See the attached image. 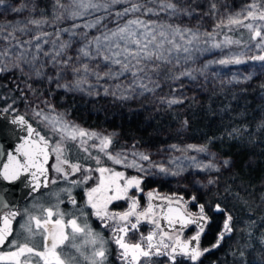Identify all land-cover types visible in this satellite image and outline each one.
<instances>
[{
  "label": "snow or ice",
  "instance_id": "snow-or-ice-1",
  "mask_svg": "<svg viewBox=\"0 0 264 264\" xmlns=\"http://www.w3.org/2000/svg\"><path fill=\"white\" fill-rule=\"evenodd\" d=\"M58 4L64 11L55 18L57 21L70 19L83 22L73 23L69 29L57 28L55 33L39 31L42 25L48 23L43 19L28 20L22 27L19 24L0 25V72L14 68L21 74L39 78L45 75V67L50 66L55 70V76L49 75L48 80L49 83L56 82L57 87L83 91V85L89 84L90 77H94L97 84L103 79L114 80L117 81L114 88H105V94L127 99L138 89L141 95L154 92L159 83L153 76L167 74V78L179 80L182 77L195 79V72L203 74V69L189 67L177 71L189 61H194L193 52L201 51V45L212 48L236 45L249 51L255 49L256 53L247 56V59L264 63V0H252L240 12L219 19L212 31L204 32L199 28L182 27L152 18H159L161 13L179 17L181 14L192 15L195 11L192 6L181 7L175 0H71L68 5L60 4L58 0ZM116 5L121 7L114 10ZM215 8V3H212L207 15H214ZM13 11L19 12L20 9ZM97 12L105 15L85 19ZM108 23L114 24V27H108ZM29 25L37 30L35 34ZM81 29L83 31H78ZM92 29L97 34L89 38L88 32ZM240 29L247 33V39L243 38V34L240 39L227 34ZM62 32L68 33L70 39L61 40ZM25 34H29L30 38L21 39ZM220 35H223V40L217 41ZM77 36L84 42L74 57L67 55V50L72 47L71 38ZM45 45L51 47L46 49ZM244 55V52L228 55L215 63L224 66L245 63ZM69 72L72 80L60 84L59 80ZM125 76L129 77L128 83H119ZM167 102L172 105L183 101L173 98ZM3 110L9 111L11 106ZM34 115L49 128L52 137L58 138L42 135L24 116L17 115L11 122L25 126L27 136L16 147L15 154L7 153V162L0 167V178L15 182L27 174L31 177V191L36 193L50 183L58 182L56 177H49V167L73 186L86 184L92 179L90 173H98L95 186L84 191L85 205L92 210L91 215L102 222V227L111 229L112 242L119 249L117 259L121 264H153V259L157 257H166L168 264H179L178 257L196 264L202 255L220 247L225 236L232 232V216L217 205L215 211L225 215L223 227L211 248L201 249V237L211 220L203 204L198 205L196 213L188 209V203L194 202L195 196L191 201H185L183 197L148 192L147 205L141 209L138 197L129 193L132 189L143 193V177H128L123 171L104 166L106 157L115 165L134 168L143 174H151V170L155 169L165 175H179L183 168L176 161L180 158L169 160V164H175L174 169L153 162L148 154L141 152L132 153L133 158L129 161L123 152L113 154L109 151L112 145L110 135L83 129L68 121L63 114L45 115L40 110ZM89 141L98 143L89 145ZM73 146L86 153L84 159L94 160L96 167L93 169L80 162H72L69 153ZM93 148L97 151L96 155L91 152ZM187 149L204 152L206 146L188 145ZM181 151L186 153V150ZM50 158H54L55 162L49 166ZM184 159L196 163L194 156L185 154ZM196 166L201 170L214 167L212 163ZM76 173L85 175L80 180L70 179ZM208 182L213 183L212 180ZM61 191L67 192L68 203L76 207L77 201L71 194V188ZM156 199L163 203L154 204ZM120 200L128 201L127 209L111 211L109 206ZM63 202L57 196L56 204L34 206L38 207L37 213L26 209L19 232L13 228L18 212L10 210L0 215V264H81V260L86 264H106L107 242L90 227L86 213L81 211L79 216L65 213L60 208ZM142 223L152 225L151 229L146 235L141 233L135 242H130L129 233L138 232ZM189 225H195L196 231L189 239L182 240V230ZM5 248L7 250H3Z\"/></svg>",
  "mask_w": 264,
  "mask_h": 264
},
{
  "label": "trees",
  "instance_id": "trees-1",
  "mask_svg": "<svg viewBox=\"0 0 264 264\" xmlns=\"http://www.w3.org/2000/svg\"><path fill=\"white\" fill-rule=\"evenodd\" d=\"M6 1L2 3L0 21L5 20L6 13L13 12ZM7 2L10 5L33 2L37 15L53 23L60 22L53 15L58 0ZM176 2L192 6L200 15L209 13L212 3L216 7L219 3L234 6L240 1ZM99 15L105 13H93L85 19ZM8 16L11 20L17 18V15ZM185 22L179 25L183 27ZM91 31L93 36L97 34L95 29ZM156 80L163 91L167 74L159 75ZM156 97H139L129 103L99 96L86 98L64 88L54 90L44 81L31 80L15 70L0 73V109L11 106L7 112L23 113L37 128H42L44 122L35 117V111L43 110L45 115L59 113L83 129L110 135L113 146L126 154L129 161L132 153L141 152L148 154L153 162L174 169L175 164H169V160L180 158L176 161L183 168L179 175H165L155 169L151 174L136 169L133 172L143 177V189L175 193L185 199L195 196L190 208L205 206L211 223L200 240L204 248H211L216 242L225 219L224 214L215 211L216 206L220 205L232 216V232L225 236L220 247L202 255L196 264H264V70L236 85L198 84L189 88L183 102L176 106H167ZM188 145L206 146V150H188ZM185 154L196 157V163L184 159ZM208 163L214 167L201 170L196 166ZM120 167L131 172V168ZM209 180L213 183L209 184ZM177 259L179 264H192L184 257Z\"/></svg>",
  "mask_w": 264,
  "mask_h": 264
},
{
  "label": "rangeland",
  "instance_id": "rangeland-1",
  "mask_svg": "<svg viewBox=\"0 0 264 264\" xmlns=\"http://www.w3.org/2000/svg\"><path fill=\"white\" fill-rule=\"evenodd\" d=\"M7 1H6V3L8 5V8L11 7L12 9H20V11L19 12L13 11L12 13H6V15H5L6 17H4L5 20L0 21V25H9V24L16 25V24H19L22 27L23 24L26 23L28 20L43 19V20H47L48 23L42 25V27L39 29V31L55 33L57 28L69 29L72 27L73 23H79L78 20L73 21L70 19H63V20H60V22H54L53 23L52 21H50L49 18L42 17V16L37 15L35 13V11H34L35 4L33 2H30V3L24 2L22 4H11L10 5V4H8ZM176 1H187V0H175V2ZM70 2H71V0H63V2L60 4L68 5V4H70ZM250 2H252V0H241L238 4H236L234 6H228L227 4L219 3V5L214 10L215 14L210 15V16H208L207 13H200V15H199V12L197 10H195L192 15L181 14L179 17H168L167 14L161 13L159 18H157V17H152V18L153 19H163V20L168 21L169 23L181 24V25L186 21L185 24H188L190 26H194V28H199L201 30V32L212 31L215 23H217L219 19L226 17L230 14H235L237 12H240ZM180 6L181 7H188L189 5L183 4ZM2 7H4V4L0 3V10L4 11L2 9ZM114 7L116 9H119L121 6L116 5ZM54 10L55 11L53 12V15H55V18L57 16H59L64 11V9L59 7V4H57L55 6ZM9 14L17 15V18H14L13 20H11L10 17L8 16ZM201 14L204 17H202ZM91 19H93V17L90 18L89 20H91ZM80 23H82V22H80ZM204 23H205V25H204ZM185 24H184V26H185ZM29 27L33 28L32 25H29ZM108 27H114V24L108 23ZM36 31L37 30L35 28H33V34H35ZM78 31H83V30L81 29ZM227 34L229 36H232L234 39H240L242 34H243V38L247 39V33L243 29H240V30H237L234 32H228ZM88 36H89V38H91L93 36V33L91 30H89ZM29 38H30L29 34H25V35L21 36V39H29ZM52 38L54 39L55 37L53 36ZM69 39H70V36L68 33H66V32L61 33V40L66 41ZM71 39H72V47H70L67 50V55H71L74 57L77 54V49L81 46V44H82L81 42L83 40L81 39L80 36L72 37ZM221 40H223V35H220L217 37V41H221ZM79 43H81L80 46H79ZM49 47H51V45H45L46 49ZM200 47L202 49L201 51H198V52L194 51L193 52L194 61H189L186 65H183L181 68L177 69V71L183 70L184 67H189V68H193V69H203V74H201L200 72H195L194 73V75L196 77L195 79H189L187 77H182L179 80H173V79L167 78L163 91L160 90L161 85L158 81L159 87L156 88L154 92H145L141 95V94H139V89H138L137 92L131 94L130 98L122 99V98H118V96L112 95L111 93L105 94V92H104L105 88L113 89L114 85L117 83V81L103 79L99 82V84H97L94 77L89 78V84L83 85V89H84L83 91L68 90V89L67 90L71 94L81 95V96H84L86 98H92V97H98L99 96V97H106V98H109L112 100H122V101H126L128 103L135 101L139 97L157 96L156 98L159 102H162L167 106H176L179 103L169 105L167 101L170 99H173V98H177V99H180L183 101V99L186 97V93H188V89L189 88H195L198 84L214 83V84H217L220 86L236 85L239 83H245V82L249 81L253 76L260 74L264 70V63L259 62V61H251V60L247 59V56L256 53L255 49H252V51H249L248 49H243L242 47L236 46V45H232L230 47H224V48H212L208 45H201ZM241 52L246 53V55L243 56V59L246 61L245 63L230 64L227 66L219 65V64L215 63L216 60L224 58L225 56L239 54ZM205 65H208L207 68H204ZM10 70H15V71L21 73L18 69L12 68ZM103 70H105V69H102V71ZM26 72H27V69H26ZM44 72H45V75L43 77H39V78L35 77L34 75H32V76H29L27 74H23V75L29 77L31 80H42L49 87H53L54 90L60 89L61 87H57L56 82L55 83H49V80H48L49 75L55 76V70L52 69L50 66H47V67H45ZM157 78H159V76H153L154 80H156ZM71 80H72V75L69 72L65 76L64 79L60 80L59 83L63 84L65 82H69ZM128 80H129V77L125 76V77H122L120 79L119 83L126 85L128 83ZM90 85H93L94 87H90ZM125 95H128V93H125ZM47 130L48 129H46V127L43 124L42 128L39 129V132L42 135H46ZM94 142L98 143V141H89L88 143H89V145H91ZM151 192H153L154 194H158L159 196H168V197L174 196L176 198L182 197L181 195H178L175 193H160V192H157L155 190H153ZM144 197H145V194H144ZM144 199H146V197ZM156 200H159V199H156ZM184 200L185 201H191V198L190 199L184 198ZM191 203H188V205H187L188 209L190 211H192L193 213L198 212L199 211L198 206L196 207V209L190 208L189 205ZM140 208L143 209V207H140ZM157 211H159V209H157ZM151 227H152V225H150V224L142 223L140 225V230L138 232L129 233V236H128L129 241L135 242L136 240L139 239L141 233L146 235L149 232V230L151 229ZM222 227H223V224H222ZM191 230L192 231H190V230L183 231L182 230L181 239L185 240V239H188L189 237H191L195 233L196 227H193ZM199 246L201 249L204 248V246H201L200 244H199ZM153 264H168V261H167L166 257H157V258L153 259Z\"/></svg>",
  "mask_w": 264,
  "mask_h": 264
},
{
  "label": "flooded vegetation",
  "instance_id": "flooded-vegetation-1",
  "mask_svg": "<svg viewBox=\"0 0 264 264\" xmlns=\"http://www.w3.org/2000/svg\"><path fill=\"white\" fill-rule=\"evenodd\" d=\"M212 1H228V0H212ZM241 1V0H239ZM16 113V112H13ZM32 122V121H31ZM34 124V123H33ZM35 125V124H34ZM35 129L39 131L40 128H37L35 125ZM49 137H52L51 131L47 132L46 134ZM53 139H57L58 137H52ZM114 141L112 140V145L110 146L109 151H111L113 154L122 152L115 148L114 146ZM91 152L93 155L97 154L96 149H91ZM86 153L81 152L78 148L76 147H71L70 153H69V158L71 159L72 162H80L86 167H91L95 168L96 163L94 160H86L84 159V156ZM55 160L54 158H50L49 160V166L54 163ZM104 166L110 167L115 169L116 171H123L125 172L126 176L132 177V176H138L135 172L136 171L134 168H131V172H128L124 168L120 167V165H115L111 161H108L106 157H104ZM84 173H76L74 176H71L70 179L73 180H80L83 178ZM92 176V179L88 180L86 184H81L79 186H73L69 184L68 182L64 181L62 178H59V174L55 173L54 171L51 170L49 167V177H56L58 179V182L56 184H49L47 188H41L38 192L33 193L32 191L28 192L26 197L20 200L18 203V206L16 208V212L19 213V215L16 217V219L13 222V228L16 232L20 231V225L24 222L25 219V210L27 209L31 213H37L38 212V207L34 206H40L43 205L45 207L56 204L57 203V196L59 199L63 200L64 202L60 204V208L62 211L65 213H72L77 216L80 215V212L83 211L86 213V218L87 222L89 223L90 227L97 233H100L104 240L107 242V248H108V259L106 261V264H121L120 260L117 259L119 249L117 248L116 244L112 242V235L113 233L111 232L110 228H105L102 227L101 224L102 222L96 218L95 216L91 215V209L88 208L85 205V196H84V191L86 188H90L95 186V184L98 181V176L99 174L93 171L90 173ZM142 187V185H141ZM71 188V194L72 196L76 199L77 201V206L73 207L70 203H68V194L67 192L61 191L62 189H67ZM143 189V188H142ZM153 191L152 189H143V193H137L135 189L130 190V195L131 196H136L139 199V204L140 207H145L147 205V193ZM144 194L146 199H144ZM157 200L153 201L154 204L156 203ZM128 201L126 200H120L117 202H114L112 205H110V210L111 211H118L122 212L127 209ZM8 211H10L9 208H4L0 211L1 214H5ZM68 218V217H66ZM81 219H84V217H81ZM7 250V248L3 249ZM81 264H86L83 260H81Z\"/></svg>",
  "mask_w": 264,
  "mask_h": 264
},
{
  "label": "water",
  "instance_id": "water-1",
  "mask_svg": "<svg viewBox=\"0 0 264 264\" xmlns=\"http://www.w3.org/2000/svg\"><path fill=\"white\" fill-rule=\"evenodd\" d=\"M17 115L24 116L28 123L35 128V125L23 113H11L0 109V167L7 162V153L12 152L15 154L16 147L27 136L25 126L11 122ZM18 158L22 159V157ZM30 185L31 177L27 174L15 182L4 181L0 178V211L4 208L15 211L20 200L25 198L27 193L31 191ZM156 203L162 204L163 202L157 200ZM0 215L3 214L0 213ZM161 223L163 224V221ZM189 227H195V225H189L183 231H186Z\"/></svg>",
  "mask_w": 264,
  "mask_h": 264
}]
</instances>
